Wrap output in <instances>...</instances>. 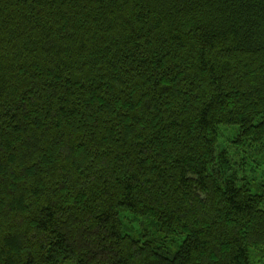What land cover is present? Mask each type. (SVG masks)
Wrapping results in <instances>:
<instances>
[{"label": "trees", "instance_id": "trees-1", "mask_svg": "<svg viewBox=\"0 0 264 264\" xmlns=\"http://www.w3.org/2000/svg\"><path fill=\"white\" fill-rule=\"evenodd\" d=\"M261 166L264 0H0V264H264Z\"/></svg>", "mask_w": 264, "mask_h": 264}, {"label": "rangeland", "instance_id": "rangeland-1", "mask_svg": "<svg viewBox=\"0 0 264 264\" xmlns=\"http://www.w3.org/2000/svg\"><path fill=\"white\" fill-rule=\"evenodd\" d=\"M219 130H220V136H219L218 146L221 148H227L228 140L232 137L234 131L232 129H227L225 127H220ZM231 156L233 157V152L231 153ZM258 158L263 159V155L258 156ZM260 171H264V167L261 166V168L257 170V173H259ZM249 176H251V174H249ZM253 177L259 178L260 176L259 174H257Z\"/></svg>", "mask_w": 264, "mask_h": 264}]
</instances>
